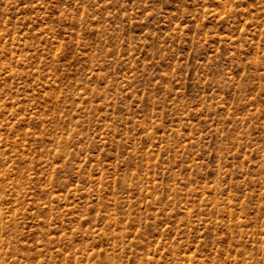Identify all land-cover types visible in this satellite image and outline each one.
I'll return each mask as SVG.
<instances>
[{
    "label": "rangeland",
    "instance_id": "obj_1",
    "mask_svg": "<svg viewBox=\"0 0 264 264\" xmlns=\"http://www.w3.org/2000/svg\"><path fill=\"white\" fill-rule=\"evenodd\" d=\"M0 264H264V0H0Z\"/></svg>",
    "mask_w": 264,
    "mask_h": 264
}]
</instances>
